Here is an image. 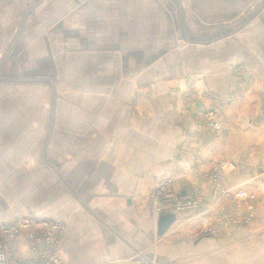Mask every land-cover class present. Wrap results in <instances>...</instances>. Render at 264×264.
<instances>
[{
  "label": "crops",
  "instance_id": "1",
  "mask_svg": "<svg viewBox=\"0 0 264 264\" xmlns=\"http://www.w3.org/2000/svg\"><path fill=\"white\" fill-rule=\"evenodd\" d=\"M191 2L197 7L0 0V92L43 87L51 103L41 129L48 162L39 155L25 171L22 153L0 155V224H58L64 264H196L222 239L242 245L246 262L263 263L264 0ZM61 85L80 92L61 93ZM187 86L196 89V110L184 109ZM207 112L219 130L200 126ZM216 163L226 165V188L251 191V223L220 219L235 201L217 196ZM9 164L21 166L14 172ZM157 177H171L173 190L198 205L159 212ZM164 214L175 221L159 235ZM206 222L225 235L200 231ZM9 246L18 257L33 256L23 236Z\"/></svg>",
  "mask_w": 264,
  "mask_h": 264
},
{
  "label": "rangeland",
  "instance_id": "2",
  "mask_svg": "<svg viewBox=\"0 0 264 264\" xmlns=\"http://www.w3.org/2000/svg\"><path fill=\"white\" fill-rule=\"evenodd\" d=\"M192 0H184L185 2V8H195L196 5H193ZM221 2V4H218L219 6L223 7V0H217ZM197 7V6H196ZM206 8V6H205ZM62 86V85H61ZM60 86V87H61ZM96 86H91L88 84L87 90L88 92H93L97 90L95 88ZM61 93L65 92H71V93H79L80 87L79 85H72V87L69 86H62L60 88ZM176 92V91H175ZM184 109L187 111L196 110L197 109V102H198V95L196 92V89H193L190 86H187V88L184 90ZM47 97V98H46ZM61 104L65 101H59ZM67 103V102H66ZM50 99L48 100V96L45 92V88L38 87V86H20L17 88H8L0 92V141L3 143L5 140L9 143L8 146H1L0 147V155H6V156H15L20 155L22 153V156L24 158V169L27 170V166H31L32 162L31 160L37 157H39L43 162H48V150L45 146L47 143L48 136L46 133L42 132V127L49 122V116H47L46 111L50 107ZM8 109H14L17 112L21 113L19 116H9L6 115V111ZM208 113V112H207ZM207 113L203 116L201 122L205 121L207 117ZM34 125V126H33ZM37 125H40V131H36L35 127ZM201 125V123H200ZM9 126H12L13 128H10ZM20 127L16 128L14 130V127ZM22 139V141H21ZM39 139V140H37ZM37 142L40 144V148L36 147ZM22 143V148H15L11 147L10 144ZM4 165H0V167H3ZM6 166V165H5ZM19 164H9V171H18L20 169ZM26 175V173L24 174ZM26 178V176H25ZM28 179V178H26ZM35 181V180H33ZM4 182V181H0ZM8 182V181H7ZM10 182V181H9ZM31 182L30 180H24L25 188L29 189V187H26L27 183ZM13 189L15 186H12ZM1 188V185H0ZM25 189V190H26ZM16 191L13 190V192ZM21 192V191H20ZM13 200H16L13 198ZM12 200V201H13ZM11 202V201H10ZM24 202H30L24 201ZM13 209H16V203L15 201L11 202ZM227 213V212H226ZM220 219H225L229 223L228 226L231 225H237L240 223H251L255 216L251 221H238V219H247V217L239 218L237 216V212L230 211L228 212V215L226 216L224 212L220 211L219 213ZM231 216V217H230ZM219 219V220H220ZM207 221V220H206ZM214 229V236L223 237L225 235V229L224 227H220L216 225L215 227H210V224L207 222L205 225L200 229V231H211ZM211 233V232H209ZM223 239L221 241H217L212 244V247H215L216 251L212 255H207V249L202 250L203 253H201V256L203 255V258H200L196 264H246V263H253V260H246L241 259V246L239 243H224ZM264 247V245H262ZM264 252V251H263ZM181 264V263H179ZM182 264H190L188 261H183ZM264 264V260L263 263Z\"/></svg>",
  "mask_w": 264,
  "mask_h": 264
},
{
  "label": "built area",
  "instance_id": "3",
  "mask_svg": "<svg viewBox=\"0 0 264 264\" xmlns=\"http://www.w3.org/2000/svg\"><path fill=\"white\" fill-rule=\"evenodd\" d=\"M206 115L205 121L201 122L200 126L219 130L213 112H208ZM225 166L223 163H216L214 166L215 192L218 197L235 201V207L230 211L237 212L239 218L247 217L246 220L238 219V221H251L257 212L255 205L249 202L252 193L244 187L226 188L223 184L224 176L222 174ZM152 197L159 203L157 207L159 212L167 206H171L177 211H184L193 209L198 205L197 200L183 199L173 190L171 177L156 178ZM208 232L214 234V229ZM59 233L60 226L48 220L35 221L26 218L14 225L0 224V264H64L60 251ZM20 236L26 239L33 254L32 257H18L10 248L9 241L16 240Z\"/></svg>",
  "mask_w": 264,
  "mask_h": 264
},
{
  "label": "water",
  "instance_id": "4",
  "mask_svg": "<svg viewBox=\"0 0 264 264\" xmlns=\"http://www.w3.org/2000/svg\"><path fill=\"white\" fill-rule=\"evenodd\" d=\"M175 221L174 214L160 215L158 220V234L163 235Z\"/></svg>",
  "mask_w": 264,
  "mask_h": 264
}]
</instances>
